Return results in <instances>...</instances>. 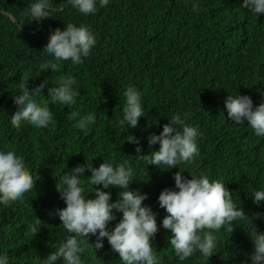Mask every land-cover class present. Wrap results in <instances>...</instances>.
Instances as JSON below:
<instances>
[{"label": "trees", "instance_id": "trees-1", "mask_svg": "<svg viewBox=\"0 0 264 264\" xmlns=\"http://www.w3.org/2000/svg\"><path fill=\"white\" fill-rule=\"evenodd\" d=\"M63 3L54 0L57 11L39 22L26 14L30 0H0V12L12 13L16 21L0 13V147L23 154L35 179L23 200L0 204V251L8 252L10 264H41L40 258L67 235L59 216L50 214L66 206L57 188L59 178L88 161L98 167L115 153L118 161H131L136 171L130 188L147 193L143 203L157 213L159 230L152 243L162 264H251L253 242L244 220L234 221L232 233L220 230L216 253L208 260L199 252L179 260L168 239L170 230L162 227L167 213L158 197L164 188L175 187L173 174L179 167L188 178V170L203 171L224 182L248 220L264 231V203L255 204L251 195L264 187V137L257 136L247 121L243 125L230 121L224 103L229 92L237 91L250 95L254 106L264 102V13L256 17L242 7L243 0H111L87 16L63 8ZM67 20L90 25L96 46L82 64L64 61L55 70L41 69L51 59L45 51L50 31L63 29ZM24 74L30 89L48 79L38 97L42 101L49 99L47 89L53 82L75 77L76 104H50L54 119L48 127L37 128L28 121L19 128L12 126L11 115L18 107L13 95L21 90ZM129 85L143 93L145 115L136 127L127 128L120 120L123 92ZM75 109L82 115L96 112L90 130L81 131L68 118ZM176 112H187L189 122L199 126L200 152L194 160L164 170L141 156L159 147L150 146L147 137L159 134ZM130 135L139 139L141 152L128 141ZM84 175H91L90 170ZM82 183L93 197L87 178ZM104 190L116 200L121 189ZM121 215L109 222L110 230ZM37 217L40 230L33 233ZM95 239L89 234L90 242ZM96 252L89 244L85 264H122L106 237Z\"/></svg>", "mask_w": 264, "mask_h": 264}, {"label": "clouds", "instance_id": "clouds-1", "mask_svg": "<svg viewBox=\"0 0 264 264\" xmlns=\"http://www.w3.org/2000/svg\"><path fill=\"white\" fill-rule=\"evenodd\" d=\"M53 3L54 0H30L26 14L32 20L52 16L57 11L52 7ZM110 3L111 0H64L61 6L87 16ZM197 7L194 2L193 9L197 10ZM242 7L258 17L264 13V0H243ZM7 15L15 19L12 13ZM96 44L97 35L90 25L67 20L63 29L56 27L50 31L45 51L51 59L45 60L41 69L55 70L64 61H70L72 65L82 64ZM23 79L21 90L13 95L14 103L18 106L10 120L14 127L19 128L25 121L37 128L48 127L54 119L50 104L59 102L72 107L77 102V81L71 75L64 77L62 83L53 82L48 87L47 101L38 97L48 85V79L36 83L31 89L28 74H24ZM123 97L120 123L127 128L136 127L140 117L145 115L143 93L137 86L129 85ZM224 103L230 121L236 125H243L247 121L257 136L264 137V102L254 106L250 95L237 91L236 94L229 92ZM68 118L75 121V126L81 131H88L95 124L97 114L88 111L82 115L75 109ZM201 135L199 126L189 122L187 112L173 113L170 122L163 125L159 134L153 132L147 137L150 146L159 144V147L152 148L141 157L148 164L164 170L179 167L181 163L190 162L199 155L198 140ZM128 141L136 143L138 153L142 151L143 146L137 137L130 135ZM86 169L90 170L91 175H84ZM135 171L129 159L118 161L115 153L104 158L98 167L88 161L74 166L70 172L64 171L57 188L66 206L50 214L59 216L67 235L46 257L40 258L41 264H55L57 261L62 264H85L84 254L89 244L96 252L103 247L105 237L112 251L119 253L122 264H162V258L152 243L159 230L157 213L150 205L143 203L147 193L130 188ZM184 171L179 167V171L173 174L175 187L164 188L158 197L159 206L167 213L162 219V227L171 232L168 239L176 257L184 261L199 252L208 260L216 253L220 230L232 233L237 225L234 221L244 220L247 221L246 228L253 242L251 264H264V231L253 226L252 218L248 220L249 215L233 199V193L225 183L203 171L197 173L188 170L191 173V178H188ZM84 178L92 186L93 197H89L90 192L85 191ZM34 184V176L24 155L15 149L0 147V204L23 200ZM93 185L103 187L94 188ZM110 186L122 190L116 200H112L110 191L104 190ZM251 195L255 204L264 203V187L255 188ZM117 213L122 215L110 230L108 224L116 219ZM40 222L37 217L36 223L31 226L33 233L40 230ZM89 234L96 237L94 243L90 242ZM0 264H10L7 251H0Z\"/></svg>", "mask_w": 264, "mask_h": 264}, {"label": "water", "instance_id": "water-1", "mask_svg": "<svg viewBox=\"0 0 264 264\" xmlns=\"http://www.w3.org/2000/svg\"><path fill=\"white\" fill-rule=\"evenodd\" d=\"M0 13H3V14H6V15H7V13L2 12V11H1ZM7 16H8V15H7ZM9 18H10L13 22H16L15 19L13 20L11 17H9ZM39 22H40V19H39ZM21 29L24 30V31H29V30H27V29H25V28H22V27H21ZM29 32H30V31H29Z\"/></svg>", "mask_w": 264, "mask_h": 264}]
</instances>
